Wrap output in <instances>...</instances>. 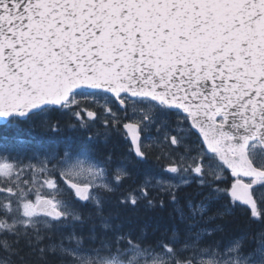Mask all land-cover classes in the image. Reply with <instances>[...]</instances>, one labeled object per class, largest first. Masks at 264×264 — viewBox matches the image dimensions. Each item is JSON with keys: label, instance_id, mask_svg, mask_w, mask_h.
Masks as SVG:
<instances>
[{"label": "snow or ice", "instance_id": "6c2138e0", "mask_svg": "<svg viewBox=\"0 0 264 264\" xmlns=\"http://www.w3.org/2000/svg\"><path fill=\"white\" fill-rule=\"evenodd\" d=\"M0 264H264V0H0Z\"/></svg>", "mask_w": 264, "mask_h": 264}, {"label": "trees", "instance_id": "16d2710c", "mask_svg": "<svg viewBox=\"0 0 264 264\" xmlns=\"http://www.w3.org/2000/svg\"><path fill=\"white\" fill-rule=\"evenodd\" d=\"M21 128H22L21 135L24 136L25 138H27L29 135H31L32 137H35L37 140H39L41 138L46 139V135L44 134L42 129L37 128V129H34L31 132H29L27 125H22ZM71 134L72 133H70V132H65V135H71ZM242 226L243 225L241 224V227Z\"/></svg>", "mask_w": 264, "mask_h": 264}]
</instances>
